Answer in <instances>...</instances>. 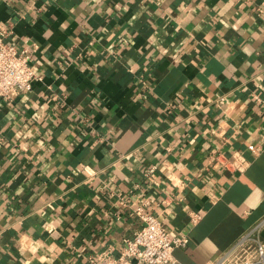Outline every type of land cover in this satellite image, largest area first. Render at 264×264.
Instances as JSON below:
<instances>
[{"label": "crops", "instance_id": "0c3cea01", "mask_svg": "<svg viewBox=\"0 0 264 264\" xmlns=\"http://www.w3.org/2000/svg\"><path fill=\"white\" fill-rule=\"evenodd\" d=\"M1 31L41 80L0 99V264H102L136 207L178 264L264 240V0H0Z\"/></svg>", "mask_w": 264, "mask_h": 264}, {"label": "built area", "instance_id": "2783aa9c", "mask_svg": "<svg viewBox=\"0 0 264 264\" xmlns=\"http://www.w3.org/2000/svg\"><path fill=\"white\" fill-rule=\"evenodd\" d=\"M5 31L0 32V99L9 102L23 91L30 90L41 80L37 68L32 62L28 46L18 48L4 41ZM258 104L264 110V97L255 96ZM248 151L253 157L261 155L262 149L256 145H248ZM221 155H213L212 160L221 162L230 170L244 171L249 161L242 154L222 161ZM151 176V174H150ZM142 222L131 237L123 240L120 253L112 257L106 253L89 257L92 263L99 259L102 264H178L174 250L185 247L188 238L183 234H172L160 220L142 207L132 210ZM255 229V236L245 235L232 249L211 264H258L264 263V240L260 239Z\"/></svg>", "mask_w": 264, "mask_h": 264}]
</instances>
